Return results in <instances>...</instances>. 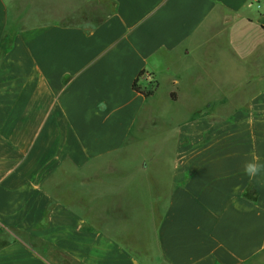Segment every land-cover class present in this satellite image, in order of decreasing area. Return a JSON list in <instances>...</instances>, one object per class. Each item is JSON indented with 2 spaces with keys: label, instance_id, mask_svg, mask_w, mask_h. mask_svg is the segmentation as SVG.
Here are the masks:
<instances>
[{
  "label": "crops",
  "instance_id": "obj_1",
  "mask_svg": "<svg viewBox=\"0 0 264 264\" xmlns=\"http://www.w3.org/2000/svg\"><path fill=\"white\" fill-rule=\"evenodd\" d=\"M254 157L264 0H0V264H264Z\"/></svg>",
  "mask_w": 264,
  "mask_h": 264
},
{
  "label": "rangeland",
  "instance_id": "obj_2",
  "mask_svg": "<svg viewBox=\"0 0 264 264\" xmlns=\"http://www.w3.org/2000/svg\"><path fill=\"white\" fill-rule=\"evenodd\" d=\"M70 2H71V0H69ZM81 1V0H80ZM85 9H87V8H85ZM85 9H84V11H85ZM101 11H103V8L102 9H100L99 7H94L93 9H92V14L94 15V18L95 19H99L100 17H101V15H102V13H101ZM67 18L68 19H70V15H67ZM241 71V70H240ZM213 81L214 80H211L210 82H211V84L212 85H207V87H206V89L205 90H203L204 91V93L205 94H201V95H199V96H194V95H192V96H194L195 98H196V100H197V104H203L204 103V101H207V100H221V99H225V97L221 94H219L218 92H217V88L214 86V83H213ZM207 82H209V81H207ZM193 98V97H192Z\"/></svg>",
  "mask_w": 264,
  "mask_h": 264
},
{
  "label": "clouds",
  "instance_id": "obj_3",
  "mask_svg": "<svg viewBox=\"0 0 264 264\" xmlns=\"http://www.w3.org/2000/svg\"><path fill=\"white\" fill-rule=\"evenodd\" d=\"M106 107V105L104 106ZM244 173L250 178H253L264 172V163H261L258 158L254 157L251 161L244 164Z\"/></svg>",
  "mask_w": 264,
  "mask_h": 264
},
{
  "label": "trees",
  "instance_id": "obj_4",
  "mask_svg": "<svg viewBox=\"0 0 264 264\" xmlns=\"http://www.w3.org/2000/svg\"><path fill=\"white\" fill-rule=\"evenodd\" d=\"M135 89H136V91L144 94L147 98H149V97H151L153 95V94H149V93L144 92L141 88L138 87L137 83L135 84Z\"/></svg>",
  "mask_w": 264,
  "mask_h": 264
},
{
  "label": "built area",
  "instance_id": "obj_5",
  "mask_svg": "<svg viewBox=\"0 0 264 264\" xmlns=\"http://www.w3.org/2000/svg\"><path fill=\"white\" fill-rule=\"evenodd\" d=\"M142 77H147L148 78V80H151V78L150 77H148V76H146V75H142Z\"/></svg>",
  "mask_w": 264,
  "mask_h": 264
}]
</instances>
